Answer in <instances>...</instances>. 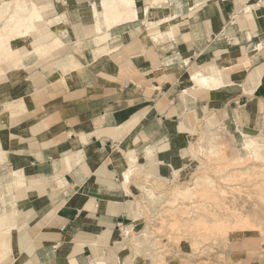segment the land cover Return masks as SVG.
I'll list each match as a JSON object with an SVG mask.
<instances>
[{
	"label": "crops",
	"instance_id": "1",
	"mask_svg": "<svg viewBox=\"0 0 264 264\" xmlns=\"http://www.w3.org/2000/svg\"><path fill=\"white\" fill-rule=\"evenodd\" d=\"M39 2L0 3L4 41L37 11L34 31L14 44L61 48L32 55L17 110L0 105V167L22 174L5 185L14 205L0 230L12 228L9 264H92L112 258L117 224L138 223L146 190H162L187 161L200 111L244 123L264 99V8L231 24L238 0H135V18L108 28L99 17L97 31L103 0ZM206 76L208 85L194 80ZM234 250L238 264H264L258 250Z\"/></svg>",
	"mask_w": 264,
	"mask_h": 264
},
{
	"label": "rangeland",
	"instance_id": "2",
	"mask_svg": "<svg viewBox=\"0 0 264 264\" xmlns=\"http://www.w3.org/2000/svg\"><path fill=\"white\" fill-rule=\"evenodd\" d=\"M4 1L0 0V3ZM238 1L245 3V0ZM33 2L41 3L39 0ZM95 4L101 7V4ZM154 4L157 3L154 1ZM239 13L242 12H236L235 16ZM102 14L99 16L101 20ZM12 36L8 41L19 52V68L8 72L6 81L0 84L5 87V92L0 89V103H7L5 108L9 112L18 109L14 106L19 103L14 89L20 85L24 69L33 62L32 55L48 56L52 50V45L34 49L29 42L19 44L15 40L14 44ZM4 40L0 37V48L4 47ZM262 46L264 52V43ZM59 49L53 50L50 56ZM103 51L107 52L108 48ZM66 69L74 71L73 64ZM247 109L251 111L245 122L239 118V123L235 121L233 125L219 111H200L196 140L185 151L187 161L164 180L162 190L151 189L145 193L141 206L136 204L142 215L138 223L117 224L113 245L117 251L112 258L98 254L92 264H110L112 259L115 264H238V253L234 248H253L264 255V148L261 151L263 156L259 158L253 149L246 148L250 139L264 144V99L254 100L252 107ZM211 144L215 153L208 151ZM130 164H137L134 157ZM13 170L0 167V211L4 206L1 199L9 197L5 185L12 179ZM15 187L14 184L13 189ZM188 188L192 194L185 197L182 194ZM11 191L13 194L14 190ZM151 193L163 195L154 198ZM136 236L138 241L134 238ZM8 238L9 259L12 231ZM127 248L134 251L131 256L124 254Z\"/></svg>",
	"mask_w": 264,
	"mask_h": 264
},
{
	"label": "bare ground",
	"instance_id": "3",
	"mask_svg": "<svg viewBox=\"0 0 264 264\" xmlns=\"http://www.w3.org/2000/svg\"><path fill=\"white\" fill-rule=\"evenodd\" d=\"M146 1L147 2H152V0H146ZM153 1H155V3H159L160 2V0H153ZM244 2L245 3H243L241 5V7L239 8V10H238L239 12L241 11L242 13H239L237 16H235L236 20H237V18L242 17V16H244V17H247L248 15L250 16L251 14H254V12H255V9H256L257 6H255V5L253 6L252 4H248L246 2V0ZM100 6L101 7L99 8V7H97L96 4L93 5V13H94V15L96 17V20L94 22H95V27H96L97 31H100V25H99V22H100L99 21V19H100L99 18V16H100L99 12H101L100 9L103 12V18H105L106 22L109 24L107 26L108 28H110V26H112L111 25L112 22L119 23L121 21L128 20L129 18L132 19V18L136 17L135 0H103L102 5H100ZM22 12H26V10L21 8V11H19V14H21ZM260 14H261V12H260ZM37 15H38L37 11L30 12V14L26 18H22L20 20V22H18L16 25H14L17 28L11 29L9 34H11V35H22L23 37L31 35V33L34 31V29H33L34 25H33V23L31 21L33 20V18L37 19ZM263 16H264V14H263ZM256 17L259 18L260 15L259 16L258 15L255 16L254 20H256L255 19ZM13 19H14V16H12L10 20L13 21ZM254 24H255V22H254ZM3 46H4L3 48H0V83H3V81L5 79H7L6 75H8V72L16 70L17 60H19V52H16L14 50V48H13V46L11 44V41H8V42L3 41ZM260 48H263V46L261 45ZM79 66H80L79 64H77L76 62H73V67H74L75 70L78 69ZM17 68H19V67H17ZM66 78H67V76H66ZM64 80H66V79L64 78ZM194 80H195V82L197 84L205 85V84H207V81L209 80V78H208V76H206L203 79V81H198L197 77H194ZM14 106L18 108L17 105H14ZM257 143H258L257 139H250L247 142L246 148L247 149H251V150L253 149V151H255V153H256V156H258V158H259V157L263 156V153H261V151L264 148L263 147L264 144L262 145V144H257ZM213 146L214 145L211 144L208 147L209 148L208 151L211 152V153H215V150L212 149ZM129 163H131V162L129 161ZM19 173H20V171L14 170V174L16 176H18ZM205 179H202L203 183H206ZM200 185H202V184H200ZM146 191L150 192L149 189H147ZM191 194H192L191 193V189L188 188L185 191V193L183 191L182 195L185 196V197H188ZM8 195H9L8 198L7 197H3V199H1V204H4V206H3L2 210L0 211V216L4 220H8V219L11 218V216H12V213H11L12 208L11 207L14 205V202L12 200L13 196H11L10 194H8ZM151 195H153L154 198H160L163 194L156 195L155 193H151ZM0 198H1V196H0ZM6 204H8L7 205L8 207L5 206ZM11 230H12V228L9 229V230H0V264H7V263L9 264L10 263L9 259L7 258L8 254L10 253V251H9L10 247L7 246V244H8L7 240L9 239L8 237H9V234L11 233ZM145 236H147V235H145ZM134 238H136V241H138L137 240L138 239L137 236L134 237ZM151 250H152V248H151ZM156 255H157V253H156ZM131 261H133V258L131 259Z\"/></svg>",
	"mask_w": 264,
	"mask_h": 264
},
{
	"label": "built area",
	"instance_id": "4",
	"mask_svg": "<svg viewBox=\"0 0 264 264\" xmlns=\"http://www.w3.org/2000/svg\"><path fill=\"white\" fill-rule=\"evenodd\" d=\"M248 4H252L253 6H258L259 8H264V0H246ZM235 13L232 15V17L229 20V23L233 24L235 23Z\"/></svg>",
	"mask_w": 264,
	"mask_h": 264
}]
</instances>
